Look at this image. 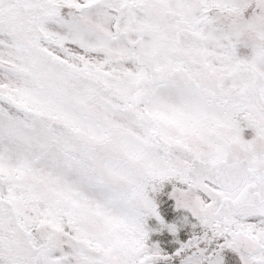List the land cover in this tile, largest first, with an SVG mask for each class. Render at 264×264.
<instances>
[{
  "label": "snow or ice",
  "instance_id": "obj_1",
  "mask_svg": "<svg viewBox=\"0 0 264 264\" xmlns=\"http://www.w3.org/2000/svg\"><path fill=\"white\" fill-rule=\"evenodd\" d=\"M0 264H264V0H0Z\"/></svg>",
  "mask_w": 264,
  "mask_h": 264
}]
</instances>
